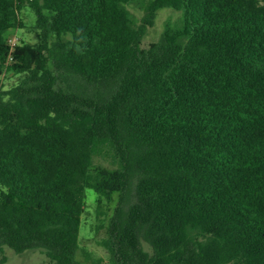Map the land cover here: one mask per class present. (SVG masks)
<instances>
[{
    "label": "trees",
    "instance_id": "obj_1",
    "mask_svg": "<svg viewBox=\"0 0 264 264\" xmlns=\"http://www.w3.org/2000/svg\"><path fill=\"white\" fill-rule=\"evenodd\" d=\"M136 1L0 0V251L77 264L92 188L112 264H264V0Z\"/></svg>",
    "mask_w": 264,
    "mask_h": 264
},
{
    "label": "rangeland",
    "instance_id": "obj_2",
    "mask_svg": "<svg viewBox=\"0 0 264 264\" xmlns=\"http://www.w3.org/2000/svg\"><path fill=\"white\" fill-rule=\"evenodd\" d=\"M150 0H139L127 4L132 21L135 25H141L144 21ZM21 15L24 17L26 28H12L9 31V41L19 44L21 41L35 43V34L31 30L34 17L28 9H23ZM180 11L166 7L160 9L154 18L153 24L147 27L143 37V46L147 47L152 42L158 41L168 26L181 23ZM99 159H95V162ZM107 164L105 161H101ZM98 195L92 188H87L85 213L82 218L80 231V248L77 253V264H112L110 254L103 245L107 237V215L111 213L113 205L105 203L98 206ZM45 260V256L38 251H28L22 254L15 253L11 248L4 246L0 251V264H38Z\"/></svg>",
    "mask_w": 264,
    "mask_h": 264
},
{
    "label": "built area",
    "instance_id": "obj_3",
    "mask_svg": "<svg viewBox=\"0 0 264 264\" xmlns=\"http://www.w3.org/2000/svg\"><path fill=\"white\" fill-rule=\"evenodd\" d=\"M11 43V42H10ZM12 44V43H11ZM12 45H15V44H12Z\"/></svg>",
    "mask_w": 264,
    "mask_h": 264
}]
</instances>
